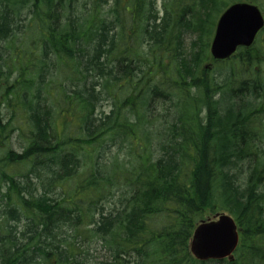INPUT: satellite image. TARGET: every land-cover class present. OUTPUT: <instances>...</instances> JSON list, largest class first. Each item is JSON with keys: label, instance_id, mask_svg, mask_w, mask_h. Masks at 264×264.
Segmentation results:
<instances>
[{"label": "trees", "instance_id": "16d2710c", "mask_svg": "<svg viewBox=\"0 0 264 264\" xmlns=\"http://www.w3.org/2000/svg\"><path fill=\"white\" fill-rule=\"evenodd\" d=\"M237 1L264 8L0 0V264H87L64 229L96 264H264V30L210 55ZM218 212L242 230L236 260L197 261Z\"/></svg>", "mask_w": 264, "mask_h": 264}, {"label": "water", "instance_id": "95a60500", "mask_svg": "<svg viewBox=\"0 0 264 264\" xmlns=\"http://www.w3.org/2000/svg\"><path fill=\"white\" fill-rule=\"evenodd\" d=\"M264 27L261 10L248 3L233 4L219 19L211 44L216 60H226L241 46L251 47ZM241 231L234 218L226 213L202 221L194 232L191 253L199 261H234L240 244Z\"/></svg>", "mask_w": 264, "mask_h": 264}, {"label": "rangeland", "instance_id": "374dc122", "mask_svg": "<svg viewBox=\"0 0 264 264\" xmlns=\"http://www.w3.org/2000/svg\"><path fill=\"white\" fill-rule=\"evenodd\" d=\"M257 4V3H256ZM260 6V8L264 11L261 5L257 4ZM213 38V37H212ZM193 38H188L186 39L187 41V46H191V41ZM211 63V62H209ZM104 110L109 111L110 108L108 105H104ZM81 234L79 232H71L68 229H64L61 233V236L59 237V240L61 238H64L63 240H69L74 242V244L77 246V248H80V250H84L87 258H88V263L87 264H96L98 260H100V256L102 255L101 248L99 246H96L93 242L88 243L84 241V238L80 236ZM77 236V237H76ZM76 238V239H75ZM59 244V243H56ZM87 245V246H85Z\"/></svg>", "mask_w": 264, "mask_h": 264}]
</instances>
